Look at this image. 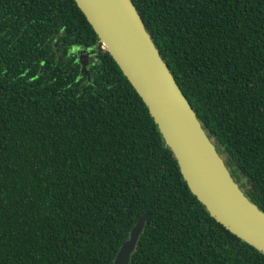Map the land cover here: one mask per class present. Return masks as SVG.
<instances>
[{"label": "trees", "instance_id": "1", "mask_svg": "<svg viewBox=\"0 0 264 264\" xmlns=\"http://www.w3.org/2000/svg\"><path fill=\"white\" fill-rule=\"evenodd\" d=\"M264 212V0H130ZM95 55L81 74V51ZM264 264L192 194L74 0H0V264Z\"/></svg>", "mask_w": 264, "mask_h": 264}, {"label": "water", "instance_id": "2", "mask_svg": "<svg viewBox=\"0 0 264 264\" xmlns=\"http://www.w3.org/2000/svg\"><path fill=\"white\" fill-rule=\"evenodd\" d=\"M147 106L192 194L219 224L264 254V212L231 173L160 57L130 0H74ZM86 52V51H85ZM79 56L81 74L89 63ZM147 216L120 248L115 264H129Z\"/></svg>", "mask_w": 264, "mask_h": 264}, {"label": "rangeland", "instance_id": "3", "mask_svg": "<svg viewBox=\"0 0 264 264\" xmlns=\"http://www.w3.org/2000/svg\"><path fill=\"white\" fill-rule=\"evenodd\" d=\"M95 58V55L89 54L88 52L83 53V61L84 62H88L90 64V62Z\"/></svg>", "mask_w": 264, "mask_h": 264}]
</instances>
